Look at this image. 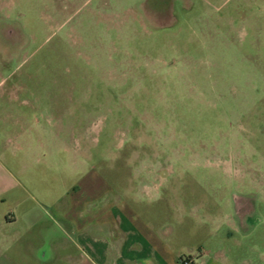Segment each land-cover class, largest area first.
<instances>
[{
    "label": "rangeland",
    "instance_id": "374dc122",
    "mask_svg": "<svg viewBox=\"0 0 264 264\" xmlns=\"http://www.w3.org/2000/svg\"><path fill=\"white\" fill-rule=\"evenodd\" d=\"M123 201L264 264V0H0V264H89L74 208Z\"/></svg>",
    "mask_w": 264,
    "mask_h": 264
},
{
    "label": "crops",
    "instance_id": "0c3cea01",
    "mask_svg": "<svg viewBox=\"0 0 264 264\" xmlns=\"http://www.w3.org/2000/svg\"><path fill=\"white\" fill-rule=\"evenodd\" d=\"M167 176L164 172L148 178L153 189L158 190V184ZM148 182L144 183L151 187ZM126 202L102 207L92 206L90 202L88 209L74 208L71 223L83 245L93 254L89 264H181V258L191 259L192 264H224L222 255H214L220 245L210 249L204 244L214 238V231L176 219L169 213L170 208L162 209L164 216L160 222L155 220V215L161 214V209L136 207ZM7 221L14 223L15 219L7 218ZM232 228L250 231L236 221ZM179 235L184 244L179 242Z\"/></svg>",
    "mask_w": 264,
    "mask_h": 264
},
{
    "label": "flooded vegetation",
    "instance_id": "af4514ba",
    "mask_svg": "<svg viewBox=\"0 0 264 264\" xmlns=\"http://www.w3.org/2000/svg\"><path fill=\"white\" fill-rule=\"evenodd\" d=\"M10 36H14L13 32ZM255 212L252 200L239 199L236 208V217L238 222L242 227L246 228V221L249 219L250 215Z\"/></svg>",
    "mask_w": 264,
    "mask_h": 264
},
{
    "label": "built area",
    "instance_id": "2783aa9c",
    "mask_svg": "<svg viewBox=\"0 0 264 264\" xmlns=\"http://www.w3.org/2000/svg\"><path fill=\"white\" fill-rule=\"evenodd\" d=\"M182 264H192V260L189 258H185L182 260Z\"/></svg>",
    "mask_w": 264,
    "mask_h": 264
},
{
    "label": "trees",
    "instance_id": "16d2710c",
    "mask_svg": "<svg viewBox=\"0 0 264 264\" xmlns=\"http://www.w3.org/2000/svg\"><path fill=\"white\" fill-rule=\"evenodd\" d=\"M182 260H183V258H181V260H180V263L182 264Z\"/></svg>",
    "mask_w": 264,
    "mask_h": 264
}]
</instances>
